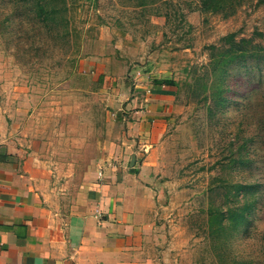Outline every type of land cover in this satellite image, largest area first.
Returning a JSON list of instances; mask_svg holds the SVG:
<instances>
[{
	"label": "rangeland",
	"instance_id": "1",
	"mask_svg": "<svg viewBox=\"0 0 264 264\" xmlns=\"http://www.w3.org/2000/svg\"><path fill=\"white\" fill-rule=\"evenodd\" d=\"M220 1L66 0L63 40L66 27L0 0V120L50 158L59 190L127 142L139 73L175 81L165 133L142 151L172 264L264 263V0ZM231 33L245 56L220 43Z\"/></svg>",
	"mask_w": 264,
	"mask_h": 264
},
{
	"label": "crops",
	"instance_id": "2",
	"mask_svg": "<svg viewBox=\"0 0 264 264\" xmlns=\"http://www.w3.org/2000/svg\"><path fill=\"white\" fill-rule=\"evenodd\" d=\"M146 73L129 139L109 144L74 189L59 190L50 158L0 120V264H172L142 151L161 141L176 89Z\"/></svg>",
	"mask_w": 264,
	"mask_h": 264
},
{
	"label": "trees",
	"instance_id": "3",
	"mask_svg": "<svg viewBox=\"0 0 264 264\" xmlns=\"http://www.w3.org/2000/svg\"><path fill=\"white\" fill-rule=\"evenodd\" d=\"M23 2L27 3L28 5H31L35 12V19H38V22L43 24L44 28L46 29H55L57 27H66L64 28V34H63V40H68V37L70 36V31L67 27L70 25V18L68 15L69 9L66 0H22ZM201 2V10L204 12H207L208 10H211L214 8L215 10L220 11L222 10V1L220 0H200ZM236 33H231L227 36H224L221 38L220 43H222L224 46H229V49L227 50L228 54H237L238 57L245 56V53L247 52V47H243L242 42L236 41ZM236 56V55H234ZM230 60H234V57H231ZM154 85L157 86H167V87H173L176 89L177 85L175 81L171 80H156L154 81ZM176 93V92H175ZM174 93V96L176 95ZM6 156L0 155V162L5 161ZM242 189H251L255 188V186H241ZM246 192V191H245ZM251 206L246 205L245 209H240L235 211L233 214L236 215L240 220L243 222L245 221V211L249 210ZM210 216V229L212 232L220 234L223 230L224 225L222 214L220 213V209L217 210L212 209L209 212ZM238 227L237 224L234 225V229ZM264 264V263H263Z\"/></svg>",
	"mask_w": 264,
	"mask_h": 264
}]
</instances>
